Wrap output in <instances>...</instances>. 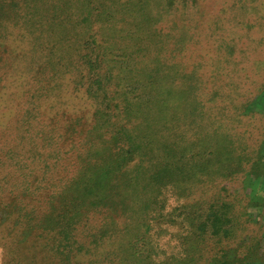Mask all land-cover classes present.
Segmentation results:
<instances>
[{"label":"rangeland","instance_id":"rangeland-1","mask_svg":"<svg viewBox=\"0 0 264 264\" xmlns=\"http://www.w3.org/2000/svg\"><path fill=\"white\" fill-rule=\"evenodd\" d=\"M2 1L0 0V98L7 91L6 88L12 81L11 77L13 76L16 80V91L8 90L4 96L7 100L5 105L10 108L8 122L10 123L9 135L13 139L11 146L16 149L19 141L22 142L23 139V144L28 143L30 139L33 140L36 133H39L48 143L45 150L47 155L63 150L65 151L62 152L63 158H67L64 159L62 163L64 167L61 169L52 159L49 161L48 169L45 167L38 169L41 172L35 175V181L30 185V189H34L40 175L46 177L45 184L52 178L60 180L63 185L66 181V189H69L71 185L78 186L79 183L81 185L83 173L89 170L92 173L97 171V176L93 178L95 181H88L84 186L95 189L104 187L106 181H109L117 171H121V162H127L131 158L128 155L124 159L133 147L126 130L127 125L146 135L144 138L146 142L151 139L167 142L166 126L171 124H174V131L178 136V118L188 114L189 108H192L195 102L191 96L192 89H189L190 79L186 77L188 81L185 83L183 74L196 71V76H200L205 71L203 67L206 62L212 63L206 67L209 72V81H213L209 85L208 94H214L210 97L211 101L213 100L210 111L217 119L210 120L209 124L205 121V116L191 120L198 125L201 132L206 131L208 127L212 130L217 128L218 149L225 146L224 136L229 135L233 140L241 141L245 151H251L250 159H256L253 164L245 165L236 179L223 181L214 188L208 186L202 189L204 196L201 199H205L202 202L207 203V200L215 197L212 201L217 199L213 204L212 202L204 204V207L209 204L216 205L212 208L216 211L211 212L210 216L217 226L231 225V229L236 231L233 238L227 236L228 241L225 240L222 244L225 254L221 252L223 256L220 259L213 258L205 264H264V88L250 98L249 103L243 104L245 101L242 102L241 99L248 95L245 88L242 89L240 86L245 80L244 72H240L239 63L232 60V57L237 55L241 62L248 61V73L253 77L254 87L257 86V77L264 75V62L255 60L264 57V52L259 53L255 50L258 47H264V8L259 7L260 0H148L147 11L160 17L170 29H177L174 37H169V42L176 46L179 43L180 46L187 48L186 53L178 54L171 60L168 58L165 65L155 61L154 57L148 58L147 65L163 72L158 75L157 85L154 86L153 91L149 89L152 98L142 107L144 101L150 96H146L148 93L144 91L140 100H134L131 103L132 109L129 111V98L133 93L131 85L135 81L146 84L154 73L148 74L146 71L140 77H131L125 68L132 65L130 63L132 59L127 55L122 56L121 52L124 47L135 49L136 44L131 41L120 47L115 44V41H111L112 44L109 46L111 45L110 48L112 47L113 51L109 53L106 63L107 68L115 69L114 80L117 86H112V92L116 103L120 106L118 113L121 123L125 122V124H123L124 128H120L121 126L115 128L103 139H100L99 135L106 118L100 119L99 115H93L94 105H103L99 100L90 103L85 109H83L84 106L81 107L79 114L74 115L66 113L65 105L56 110L51 109V103H48L44 97L47 87L57 86L60 89L63 80L51 83L53 71L45 56L39 58L37 62L33 61L31 56L23 57L20 37L22 30L16 26V0H6V3ZM168 6L173 9L167 8ZM203 19L208 22V26H205V30L203 28L200 33V28L197 26L195 28V25ZM240 22L243 24H239ZM26 32L28 33L27 29ZM216 33H219L218 37ZM66 35L72 42L71 55L83 49L81 42L85 37L84 31L76 33L70 30ZM111 36H113L112 33H106L107 38ZM149 41L150 39L146 44L154 46L153 39L151 43H148ZM222 45L225 46L224 49L221 48ZM46 47L43 52L46 51ZM206 47L210 48L209 56L213 59L212 61L202 57ZM225 50H228L230 58L222 55ZM63 58L68 59L65 50ZM42 66H45V70L41 68ZM199 87L203 90V85ZM199 87L196 94L199 92ZM86 91L87 89L85 94ZM185 91L189 95L183 99ZM218 93L221 94L223 103L217 102ZM141 108L143 112L139 114L137 111ZM239 114L244 117L241 115L239 117ZM170 115L172 117H169ZM30 123L32 125H29ZM3 133L4 130L0 128V151L5 153ZM163 137L165 140L162 139ZM247 143L248 149L245 146ZM107 145H111L113 150L97 155L92 162L87 160L89 153L105 149ZM153 148L144 156L151 170L145 172L143 177L137 175L138 179H144L143 185L131 186L130 179L136 174L135 171L134 174L126 171L127 175L118 179L124 180V195L131 194L130 201H127V209L130 213H126L119 222V229L127 225L129 230L127 233L120 232L122 236L117 246L120 259L127 261V264L142 263V259L149 255L150 245L143 246L144 252L140 259H135L125 252L135 246L133 242L135 235H141L139 232L143 231L146 206L151 207L155 200L162 206L166 205L161 215H167L181 204L194 202L192 198L178 197L179 191L182 190L180 188L188 189L186 184L178 187V179L174 186L168 184L170 183V177L167 178L169 173L164 168L159 171L162 166L160 161L165 163L166 158L163 154L158 156L154 153ZM2 165L0 167V264H66L59 255L57 259L51 252V247L56 245L55 235L52 233L48 235L45 229L40 230L36 227V217L32 219L36 204L31 200L25 201L26 195L22 192L20 180L16 179L13 163ZM155 169L158 172L156 175L153 172ZM12 186L19 189L13 190ZM195 189L193 187L191 190ZM120 211L122 210L119 209L108 217L117 219L116 214ZM101 217L99 221L95 217L93 221L91 219L84 224L81 236L85 241L91 240L90 236L98 233L99 226L109 221L106 217L102 215ZM155 217L151 216L147 219L153 230L149 232V238L145 237L144 241H150L151 251H157L161 247L167 258L178 256L179 235L182 231L179 232L178 227L165 225L166 217H156L162 223L156 222ZM40 218L41 215H38L37 220ZM186 231L188 235L187 227ZM182 235H186L185 231ZM194 238L195 236L191 239L193 242L184 244L188 253L196 252L194 247L198 243L194 242ZM210 243L215 246L213 249H219L221 246L217 238ZM90 258L82 256L75 259L74 264H82Z\"/></svg>","mask_w":264,"mask_h":264},{"label":"trees","instance_id":"trees-1","mask_svg":"<svg viewBox=\"0 0 264 264\" xmlns=\"http://www.w3.org/2000/svg\"><path fill=\"white\" fill-rule=\"evenodd\" d=\"M2 2L6 3V0ZM146 6L149 7L148 0H16V26L22 30L20 37L22 38L23 57L31 56L33 61L37 62L39 58L45 56L53 71L51 83L54 84V82L58 83L63 80L60 89L57 86L47 87L44 96L46 101L51 103L52 110L65 105L66 113L71 115L79 114L82 110L81 107L84 106L83 109H85L94 101L102 102L103 105L101 104V106L94 105L93 113L94 116L99 115L100 119L106 118L105 123L101 126L100 139L111 134L115 128L120 126V128H124L123 124H125V122L121 123L118 113L120 106L116 103V98L112 92V86H117L114 80L115 69L107 68L106 63L109 53L113 51L112 47L110 48L111 45L109 46L112 44L111 41H115V44L120 47L131 41L136 44L135 49L124 47L121 52L122 56L127 55L132 59L130 61L132 65L129 64L130 66L125 68L131 77H140L146 71L148 74L154 73V76H150L146 84L135 81L131 85L133 93L129 98V111L132 109L131 103L134 100H140L144 91L148 93V95L145 94L146 96H150L148 100L144 101L142 107L152 98L149 89L151 92L153 91L154 86L157 85L158 75L163 72L147 65L148 58L154 57L155 61L165 65L168 58L171 60L178 54L186 53L187 48L180 46L179 43L176 46L169 42V37H174L177 29H170L160 17L148 12ZM259 7L264 8V0L259 1ZM167 8L173 9L169 6ZM34 17L36 18L33 21ZM239 24H243V22ZM196 26L200 28L201 33L202 29L205 30L208 26V22L203 19L195 25V28ZM70 30L76 33L85 32V37L81 42L83 49L75 55L70 54L72 42L66 35ZM147 30H149L148 33ZM106 33H112L113 36L107 38ZM216 36L218 37L219 33H216ZM149 39L150 41L153 39L154 46L146 44ZM150 41L148 43L152 42ZM44 47H46L45 52H43ZM224 47V45L221 46L222 49ZM64 50L67 60L63 58ZM255 50L263 53L264 47H258ZM209 52L210 48L206 47L202 57L212 61ZM222 55L230 58L228 50H225ZM232 60L238 62L239 71L244 72L245 80L240 86L242 89L245 88L248 95L241 100L242 102L245 101L243 104L249 103L250 98L264 88V75L257 77L258 83L254 87L253 77L247 69L248 61L241 62L237 55H234ZM255 60L264 62V57ZM209 65L212 63L206 62L203 67L205 71L200 76H196V71L183 74L185 83L188 81L187 78L190 79L189 89H192L191 96L195 102L192 104L193 107L189 108L188 114L178 118V136L175 134L174 124H171L166 126L168 135L165 138L168 140L167 142L155 141L154 139L146 142L144 139L146 135H142L136 128L127 125L126 130L133 147L130 149V154L127 152L124 159L128 155L131 158L127 162H121V171H117L109 181H106L104 187H96L97 189L84 186L97 176V171L92 173L91 170L83 173L81 185L80 183L78 186L77 184L71 185L69 189H66V181L63 185L60 180L52 178L45 184L46 177L41 175L36 181L34 189H30V185L35 181V175L39 174L43 167L48 169L51 159L61 169L64 167L62 164L64 159L67 158H63L62 152H65L63 150L47 155L45 150L48 143L39 133L33 137L32 141L34 142L30 139L31 142H24L23 144L22 139V142L19 141L16 144V149H13L11 146L13 139L9 135L10 123L8 122L10 108L5 105L7 100L4 99L8 90L16 91V80L13 76L11 77L12 81L7 86V91L0 98V128L4 130L3 146L5 150V153L0 151V167L3 166V163H13L16 179L20 180V187L26 195L25 201L31 200L36 204L32 216V219L36 217V227L40 230L45 229L48 235H55L56 245L51 247V252L57 259H59L57 256L59 255L66 264H74L75 259L85 256L91 258L82 264H127V261L120 259L117 246L122 236L120 232L127 233L129 230L127 225L123 229L122 227L119 229V222L126 213H130L127 209V201H130L129 195L131 194L126 193V196L124 195V180L118 179L126 176V171L132 173L135 171L136 174L133 173L134 176L130 179L131 186L143 185L144 179H138L137 175L143 177L145 172L151 170L147 164L148 160L144 159V156L147 151L151 152L153 147L154 153L158 156L163 154V157L166 158L165 163L160 161L162 166L159 171L164 168L169 173L167 178L170 177V183L168 184L174 186L177 179L178 187L186 184L188 189L180 188L182 190L179 191L178 197L192 198L194 202L181 204L172 213L161 215L165 211L166 205L162 206L154 200L152 202L153 207H145L146 217L142 224L143 231L139 232L141 235H135L133 241L135 246L133 245V248L125 252L135 259H140L144 252L143 246L150 245L149 255L142 259V263L139 264H205L213 258L220 259L223 256L221 252L225 254L226 251H224L222 244L225 240L228 241L227 236L233 238L236 231L231 229V225L229 227H225L223 224L217 226L210 216L211 212L216 211L212 209L216 205L209 204L204 207V204L208 202L213 204L217 199L212 201L216 198L214 196L215 198L207 200V203L202 202L205 200L201 199L204 196L202 189H206L208 186L214 188L223 181L236 179L242 173L244 166L248 163L253 164L256 158L250 159L251 151H245L241 141L233 140L232 136L229 135L224 136L225 146L218 149L219 133L217 128L212 130V128L205 126L207 130L201 132L198 125L191 120L195 117L205 116V121L209 124L210 120L217 119L210 111L213 101L210 97L214 94H208L209 85L213 82L209 81V72L206 69ZM41 68L44 69L45 66ZM201 85H203V90L199 87ZM198 87L199 95L195 93ZM85 89H87L86 94ZM188 95V92L185 91L183 99ZM217 96V102L223 103L221 102V94L218 93ZM137 112L142 113L143 108ZM168 124L170 123L168 122ZM32 135L34 136V134ZM165 138L162 139L165 140ZM37 140L38 144H36ZM237 142L238 144H236ZM107 146L105 149L94 150L93 153H89L87 160L92 162L97 155H103L105 152L113 150L111 145ZM245 146L248 149V143ZM155 159L158 162V157ZM8 169H10L9 166ZM156 170H153L155 175L158 174ZM149 178L154 179V177ZM193 187L196 189L191 190ZM12 189L19 188L12 186ZM140 196L142 197V193ZM119 209L122 211L116 214L117 219L108 217ZM38 215H41V218L37 220ZM101 215L109 221L99 226L98 233L90 236L91 240L85 241L81 236L84 224L90 222L91 219L93 221L95 217L98 221L101 220ZM151 216L166 217L165 225L178 227L182 234L185 231L186 235H179L178 256L167 258L161 247L157 251H151L150 241H144L145 237L149 238V232L153 230L150 223L147 222ZM156 217L155 221L162 223ZM193 236H195L194 242H197L198 245L194 247L196 252L192 254L187 252L184 244L185 242H193V240L191 241ZM214 238L221 242L219 249H213L215 246L210 243Z\"/></svg>","mask_w":264,"mask_h":264}]
</instances>
